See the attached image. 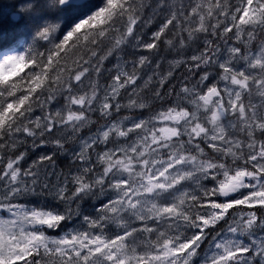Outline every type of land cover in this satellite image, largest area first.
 <instances>
[{"label":"snow or ice","instance_id":"snow-or-ice-1","mask_svg":"<svg viewBox=\"0 0 264 264\" xmlns=\"http://www.w3.org/2000/svg\"><path fill=\"white\" fill-rule=\"evenodd\" d=\"M0 264H264V0H0Z\"/></svg>","mask_w":264,"mask_h":264}]
</instances>
